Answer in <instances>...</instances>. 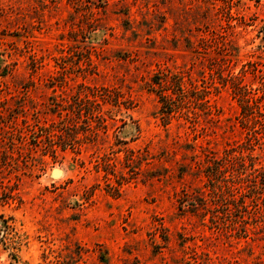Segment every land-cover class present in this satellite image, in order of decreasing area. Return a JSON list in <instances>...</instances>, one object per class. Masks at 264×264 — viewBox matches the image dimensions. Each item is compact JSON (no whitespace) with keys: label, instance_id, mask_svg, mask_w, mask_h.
<instances>
[{"label":"rangeland","instance_id":"rangeland-1","mask_svg":"<svg viewBox=\"0 0 264 264\" xmlns=\"http://www.w3.org/2000/svg\"><path fill=\"white\" fill-rule=\"evenodd\" d=\"M159 71L210 108L165 119ZM81 84L120 101L98 136ZM237 85L264 114V0H0V264H264V173L218 204L206 174L232 149L264 166ZM65 125L78 142L34 144Z\"/></svg>","mask_w":264,"mask_h":264},{"label":"trees","instance_id":"trees-1","mask_svg":"<svg viewBox=\"0 0 264 264\" xmlns=\"http://www.w3.org/2000/svg\"><path fill=\"white\" fill-rule=\"evenodd\" d=\"M190 87L185 85V75L182 73H173L171 71H159L153 75V77L148 82L149 90L155 92L162 104L161 113L165 119L170 118L172 112L181 107L184 103L191 101L200 103L204 109L210 108V98L208 95L210 91L206 89H199L198 85L188 79ZM80 87L83 89L79 91L75 97L74 101L69 103V108L75 111L79 117L85 115L84 119L86 129L90 130L94 135H99V130L106 129L108 127V121L103 113V104L110 102L118 105L120 103L117 97H112V95L106 94V92H100L99 89L91 88L81 84ZM89 89V93H86L84 90ZM244 89V90H243ZM237 93L240 95L243 104V112L246 115H249L254 112V109L257 108L260 116L264 114L260 111L259 104L250 103V95L245 90L244 86L237 85ZM84 94V95H82ZM90 119L95 120L96 125L94 128L90 125ZM77 124L74 123V126ZM68 125L61 127L59 130L61 132L60 141H55L53 138L52 130L47 126H42L40 128L41 132L36 133L34 138V144L39 145L46 142V148L52 153L56 152V144L61 145L63 148L68 144H74L79 140L75 137H72L68 131ZM264 128V123H263ZM61 142V143H59ZM233 149L227 151L223 157H213L210 164L206 168V174L209 178L211 184V190L213 193V198L215 202H220L225 200V194L229 193L232 197V200H235L234 197L236 193L241 191L242 185L237 186L236 184L240 183L243 180L253 182V185L257 184V177L255 172L264 173V166L258 167L256 164L257 156L253 154L249 155H233ZM248 161V162H247ZM245 174V177L242 175ZM188 195V192H184ZM244 198V195L241 196ZM205 199L201 198L200 203L205 204ZM227 200V198H226ZM244 201V200H243ZM195 205V202H192ZM218 204V203H217ZM197 207V206H195Z\"/></svg>","mask_w":264,"mask_h":264}]
</instances>
